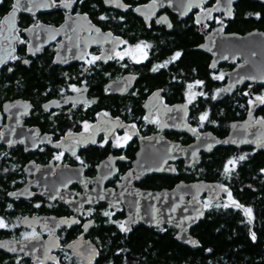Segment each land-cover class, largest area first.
Masks as SVG:
<instances>
[{"label":"flooded vegetation","instance_id":"obj_1","mask_svg":"<svg viewBox=\"0 0 264 264\" xmlns=\"http://www.w3.org/2000/svg\"><path fill=\"white\" fill-rule=\"evenodd\" d=\"M28 1L36 2L33 10L0 0V47L8 28L13 39L0 69L17 66L44 84L37 98L20 91L0 99V220L6 225L0 240L43 243L55 236L58 244L50 260L0 249V264H89L81 243L93 242L98 254L93 229L99 221L126 226L116 193L203 180L201 157L215 148L187 165L171 147L193 145L202 134L225 137L264 97V82L245 74L248 60L263 55L264 0H73L71 7ZM28 29H37L38 50H30ZM235 98L245 113L240 119L229 115ZM52 100L59 104L47 106ZM13 101L30 105L20 122H11V107L4 108ZM17 106V112L27 109ZM253 116L263 119L254 110ZM85 194V202L70 200ZM97 194L102 199L93 202ZM237 205L250 206L230 202ZM137 225L156 228L136 222L125 232Z\"/></svg>","mask_w":264,"mask_h":264},{"label":"trees","instance_id":"obj_2","mask_svg":"<svg viewBox=\"0 0 264 264\" xmlns=\"http://www.w3.org/2000/svg\"><path fill=\"white\" fill-rule=\"evenodd\" d=\"M0 10L3 11L1 7ZM0 70V99L20 91L27 95L34 92L36 98L44 93L43 82H37L30 73L24 75L22 68L16 66L10 72L5 67ZM234 100V110L229 115L240 119L245 115L240 114L242 103ZM226 109L230 113L229 106ZM253 110L257 117L264 119V103ZM241 156L245 159L240 160ZM229 161L235 163L229 164ZM200 162L201 178L216 181L225 191L221 199L203 202L204 217L190 229L197 248L177 242L176 229L171 226L137 225L121 232L112 222L99 221L93 229H97L95 243L99 251L89 264H264V150L250 146L218 147L203 154ZM191 172L188 179L194 178L193 168ZM233 201L250 206L233 208L230 206ZM246 209H251V217Z\"/></svg>","mask_w":264,"mask_h":264},{"label":"water","instance_id":"obj_3","mask_svg":"<svg viewBox=\"0 0 264 264\" xmlns=\"http://www.w3.org/2000/svg\"><path fill=\"white\" fill-rule=\"evenodd\" d=\"M17 3L20 5L24 4L28 8V6H33L36 2H29L28 0H19L18 2L17 0ZM29 9L33 10L32 7ZM8 17V15L5 16L3 21L5 22ZM10 30L11 29L8 28L7 32ZM38 31L43 32L44 34L49 33V31L45 30ZM7 32L4 38L8 39V42L0 47V61H2V63H0V68L13 53V39L10 38V32H8L9 35L7 36ZM27 32L31 35L30 45L32 48L30 50H38L42 43L38 40L37 29H28ZM254 60H258L256 64L258 68L256 71L252 69L254 66L252 62ZM248 63L250 64H247V71L245 74L249 77V81L258 83L264 82V50L263 55H260L257 58L251 57L250 60H248ZM234 75L235 74L233 73L230 74L227 85L233 84ZM19 103L24 105L26 104L27 109L22 107V109L17 112V105H19ZM257 103H259V100H255L250 105L246 118L240 121L236 120L230 124V130L228 135L225 137L218 138L210 136L209 134H202V136H200L193 145L187 147H178V145L175 146L176 148L171 147L173 148L172 154H176L174 159L184 158L186 160V164L190 165L191 162L198 160L200 151L209 152L217 147L241 148L252 146L253 148L264 150V119L253 121L254 116L252 109ZM57 104H59V102L52 100L50 103H47V106H55ZM6 106L11 107V122L13 123L18 120V122H20L19 115L21 113L28 112L30 108V105H28L27 102L24 103L21 101H13L11 104L6 102L4 103V108H6ZM0 140L2 141L3 138ZM160 169L156 168L155 170ZM224 191L225 187L219 185L215 181L196 180L188 183L180 182L171 189H162L159 191L141 190L135 188L129 193H116V197L118 201L124 202L127 213L126 227H128L130 223L136 222H140L146 227L169 225L177 230L175 234V240L177 242L182 245H186L191 249H195L198 247V243L196 238L191 235L190 229L196 225L205 214L204 206L197 200V198L200 195H205L209 201H216L222 198ZM87 196L88 194H85L78 200L72 198L70 200L77 202L82 200V202H85L84 199ZM100 199H102V197H99L97 194L96 198H93V202ZM57 244L58 242L55 236H52V238L47 241H43V243L36 239L31 241L21 240L18 242L3 239L0 240V249H4L11 253H24L25 256H30L34 260H38L43 257L45 260H50L54 255L50 254V251L51 249L56 248ZM75 245L78 247L79 242L71 243L74 250H76ZM81 246L85 252L81 256L84 258L86 263H90L97 257V249L93 242L87 240L81 243ZM35 253H37V255Z\"/></svg>","mask_w":264,"mask_h":264},{"label":"snow or ice","instance_id":"obj_4","mask_svg":"<svg viewBox=\"0 0 264 264\" xmlns=\"http://www.w3.org/2000/svg\"><path fill=\"white\" fill-rule=\"evenodd\" d=\"M18 2H19V0H18ZM72 2H73V0H62V3H63V6H64V7H71ZM17 6H18V5H14V6H13L14 9H16ZM11 15L14 16V15H15V11H14ZM179 55H180V53H177L176 56L173 57V59H176L177 57H179ZM94 59H98V57H97V58H94ZM0 63H2V61H0ZM25 63H28V62L25 61ZM154 70H155V69H154ZM10 71H11V69H10ZM220 78H222V77H220ZM74 90H75V89H74ZM257 100H259V101H261L262 103H264V97H257ZM206 117H207V114H205L204 116H202V117H201V121L205 120ZM239 159H240V160H243V159H245V157H244V156H241ZM229 164H234V161H229ZM225 171H226V172L228 171L227 166H226ZM13 195H14V194H13ZM233 203H235V202L233 201ZM237 206L239 207V205H237ZM225 207H227V205H225ZM246 212H247V214L249 215V217H251V209H246ZM104 214H105L106 216H109V215H110V213H108V212H105ZM4 227H6L5 223L3 222V220H0V228H4ZM119 227H120L121 231H127V230H129V229L126 228V226H125L124 224H120ZM26 238H27V237H26ZM252 239L255 240V234H254V233H253V235H252Z\"/></svg>","mask_w":264,"mask_h":264},{"label":"rangeland","instance_id":"obj_5","mask_svg":"<svg viewBox=\"0 0 264 264\" xmlns=\"http://www.w3.org/2000/svg\"><path fill=\"white\" fill-rule=\"evenodd\" d=\"M2 35V34H1ZM226 204H229V203H226Z\"/></svg>","mask_w":264,"mask_h":264}]
</instances>
